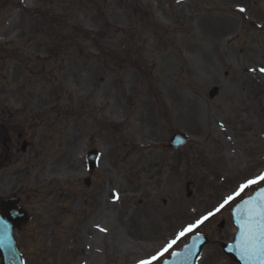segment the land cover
<instances>
[{
	"label": "rangeland",
	"instance_id": "374dc122",
	"mask_svg": "<svg viewBox=\"0 0 264 264\" xmlns=\"http://www.w3.org/2000/svg\"><path fill=\"white\" fill-rule=\"evenodd\" d=\"M49 3L68 25L45 36L26 11ZM77 24L95 41L64 55ZM262 69L264 0H0V119L13 111L25 133L12 135L0 197L19 195L33 216L15 235L26 264H139L264 173ZM175 132L190 144L170 149ZM262 186L154 264L195 234L212 241L198 264H236L219 244L237 232L231 208Z\"/></svg>",
	"mask_w": 264,
	"mask_h": 264
},
{
	"label": "water",
	"instance_id": "95a60500",
	"mask_svg": "<svg viewBox=\"0 0 264 264\" xmlns=\"http://www.w3.org/2000/svg\"><path fill=\"white\" fill-rule=\"evenodd\" d=\"M188 143V138L181 133H175L169 143L173 149H179ZM27 145H22V150H26ZM91 169L98 160V152L91 151L88 156ZM258 190L252 197L253 200L248 205L242 202L235 206L232 210L233 219L238 227V234L232 245L223 244L224 252L233 257L239 264H264V258L259 260H249L242 256L241 242L244 239L242 233L247 234V228H242L241 224L245 223L249 215L255 216L260 209L257 205L264 200L258 196ZM247 200V199H246ZM0 256L2 264H24L23 256L16 247L14 239V231L21 228L28 221L27 213L21 208L18 199L15 197H6L0 199ZM224 222L220 224L223 227ZM208 243L205 236L197 235L191 238V242L182 252L175 253L171 260L164 264H196V260L200 256L203 247Z\"/></svg>",
	"mask_w": 264,
	"mask_h": 264
},
{
	"label": "snow or ice",
	"instance_id": "6c2138e0",
	"mask_svg": "<svg viewBox=\"0 0 264 264\" xmlns=\"http://www.w3.org/2000/svg\"><path fill=\"white\" fill-rule=\"evenodd\" d=\"M242 12L244 9H240ZM261 71H264L262 69ZM261 181H264V173L259 176L249 179L242 183L238 189L231 195L224 198L223 202L219 204L214 211L208 212L206 215L200 217L195 223L189 224L182 228L180 232L176 234V239L169 241L163 248H161L154 255L150 256L145 260H141L139 264H154L158 259H160L169 249L177 242L178 239L183 237L185 234L191 232L193 229L197 228L203 221L207 220L209 217L213 216L216 212H219L236 197L240 196L243 191L248 187L255 185ZM258 196L264 198V188L260 189ZM253 200L249 197L247 200L242 201L243 205H248ZM260 209L257 211L255 216L249 215L245 223L241 224L242 228H247V234L242 233L244 239L241 242L242 256L249 260H259L264 258V200L257 205ZM0 223H3L0 221Z\"/></svg>",
	"mask_w": 264,
	"mask_h": 264
},
{
	"label": "trees",
	"instance_id": "16d2710c",
	"mask_svg": "<svg viewBox=\"0 0 264 264\" xmlns=\"http://www.w3.org/2000/svg\"><path fill=\"white\" fill-rule=\"evenodd\" d=\"M48 8L49 9L47 10V14L56 13L54 6L51 3L48 4ZM40 11L42 10L29 12L28 16H30L31 18L33 16H38V17L40 16L41 20L39 22V28L40 30H43L45 36H46L45 31L52 26H56L57 28H61L62 30H65L67 28L68 20L66 16L61 17L58 15V17H55L54 15L48 14V17H52L50 20H48V18H45L44 14ZM72 28L75 31V35L66 36L62 34L61 46L57 48V51L58 49L61 48L62 50H64V53H65L68 47L70 48L76 47L77 49H79V53L82 54L83 46L88 41H95V37L97 34L96 32H92V31L82 28L80 24L79 25L77 24V26L73 25Z\"/></svg>",
	"mask_w": 264,
	"mask_h": 264
},
{
	"label": "flooded vegetation",
	"instance_id": "af4514ba",
	"mask_svg": "<svg viewBox=\"0 0 264 264\" xmlns=\"http://www.w3.org/2000/svg\"><path fill=\"white\" fill-rule=\"evenodd\" d=\"M2 121V120H1ZM11 123V120H7L5 122H0V128L3 132H6V134H10L13 129L11 130V126H9ZM25 136L24 132H19L17 137L18 140L22 139ZM17 140V143L19 142ZM14 147V141L11 135L5 136V134L2 133L0 135V166L1 163L3 164H9L12 157H13V148ZM96 175V172L91 173L89 177H86L84 179V183L87 187H91L92 182V177Z\"/></svg>",
	"mask_w": 264,
	"mask_h": 264
}]
</instances>
